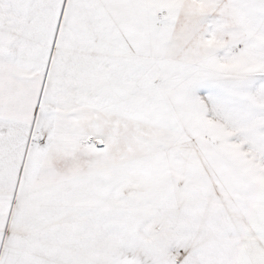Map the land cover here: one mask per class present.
Instances as JSON below:
<instances>
[{
    "label": "snow or ice",
    "instance_id": "1",
    "mask_svg": "<svg viewBox=\"0 0 264 264\" xmlns=\"http://www.w3.org/2000/svg\"><path fill=\"white\" fill-rule=\"evenodd\" d=\"M0 264H264V0H0Z\"/></svg>",
    "mask_w": 264,
    "mask_h": 264
}]
</instances>
